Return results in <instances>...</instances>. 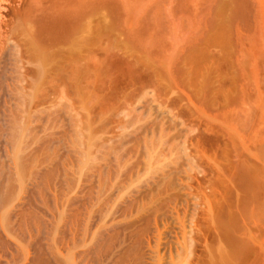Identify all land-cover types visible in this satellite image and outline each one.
I'll use <instances>...</instances> for the list:
<instances>
[{
    "label": "bare ground",
    "instance_id": "6f19581e",
    "mask_svg": "<svg viewBox=\"0 0 264 264\" xmlns=\"http://www.w3.org/2000/svg\"><path fill=\"white\" fill-rule=\"evenodd\" d=\"M222 1L214 13L224 24L233 3ZM110 4L108 0H0V264H264V163L251 162L243 153L231 154V159L237 139L231 140V151L221 146L226 149L224 164L211 159L198 163L201 136L192 139L188 135L187 139L180 134L194 124L182 121L184 113L178 109L171 114L172 108L166 105L150 111L152 91L147 88L140 89L141 96L134 90L124 93L123 101L122 96L121 101L118 98L123 109L118 102L116 108L104 106L107 99L95 96L99 81L105 82L100 79L103 65L100 73L92 64L93 38L126 29L129 39L128 24L136 26L140 19L132 11L134 18L126 16L130 19L127 26L123 17L126 28L117 29L123 25L122 18L118 19L123 7L119 10L114 4L116 13ZM156 17L155 23L151 20L157 28L153 34L161 30ZM118 20L122 24L116 25ZM221 27L211 31L214 37L208 34L211 41L218 37L213 46L220 44L222 50L220 42L226 45L229 33L224 31L227 26ZM192 54L186 61L194 67ZM193 67L189 72L179 67L184 72L180 77L188 80ZM92 68L100 74L93 76ZM167 87L157 88L166 91ZM91 90H95V105V101L90 105ZM144 109L154 112L149 114L153 118L146 116L149 121L141 119L144 123L138 126L142 114L147 115Z\"/></svg>",
    "mask_w": 264,
    "mask_h": 264
},
{
    "label": "rangeland",
    "instance_id": "374dc122",
    "mask_svg": "<svg viewBox=\"0 0 264 264\" xmlns=\"http://www.w3.org/2000/svg\"><path fill=\"white\" fill-rule=\"evenodd\" d=\"M108 1L111 2L110 5L112 8H115L118 5L117 3L120 2L119 5L116 7L119 10L121 7H123V8L126 7L125 8L126 11H127V9H129V7H130V9L134 8V9L130 10V12H128L129 11L128 10L127 14H126V12L125 13L123 12V10H125V9L121 8V10L119 12L115 8L117 10L116 13L119 12L121 15V17L119 16L118 19L122 18V19H120V21L122 20V22H123V25H120L122 27H120L119 25L116 26L117 29H118V27H119V29L123 28V26L125 27V25L128 24V22L131 19L128 15L131 16L130 13L132 11H134V14L136 13L134 15L135 18L138 17V19L139 18L141 19V20L139 19V21H138V23L140 22L139 23L140 26L138 23L136 24V26H134L135 25L134 22H130L128 24V26H130V27H128L126 25L127 29L128 28L131 29L129 32L131 34V36H129V39H128V31L129 30L125 29L127 31V33L125 34L126 31L124 30V28H123L124 32H122L121 29L120 30L115 29L118 32L114 31L111 34H106V35L104 34L103 35L104 37L102 35L100 37L98 36L99 40L97 39V36H96V39H95V37L93 38L92 47H94V48H92L93 49L92 55H93L94 59L92 60V62H93L92 64H93V67H95L94 68L95 70L100 69L99 72L102 70L101 67L103 65V67H102L103 70L101 71L102 75H100L101 77L100 76L99 77H100V79L103 77L102 79L105 83L103 84L100 80L99 81L100 83L97 87L98 91L96 89H95L96 92H95V90L90 91V93H92V92L97 93L96 95H95V93L89 94V95H91V97L93 95V98L90 97V100L92 101V102H90V105L94 101L95 102L92 105H95V103H97L96 100H94V95H95L96 97L98 96L97 98H100V96H103L102 98L105 97L104 99L109 100V101L106 100V102L104 100L101 101L102 103L105 102L104 106L108 105L107 107H109V108H113L112 106H114V108H116L115 107V105H117L116 102H118V104H119V101H121V99L123 101L124 93H125V95L126 94H132L131 91L133 93L136 91L135 93H138V95H140L139 93H141L144 89L146 91L148 89L149 91H152L150 93V95H148V97L150 96L149 98H152L150 100L153 102V103L151 101H150L151 103L149 102L152 105H150L148 107V109L149 108L153 109L156 112V110H157L156 107L158 108V105L161 107V108L159 107L160 110L162 108H164V106L166 105L165 106L166 108H172L170 113L171 112L178 113V110H180V111H182L180 113H184V114H180L181 118L183 117L182 121L185 120L184 122H187V124L190 123V125H192V123L194 124L193 128H190L191 126L188 125V127L191 129L190 131H189V129L188 130L185 129L187 131V133H185L186 131L184 130L185 132L183 133V131H181L182 133H180V134L187 135V139H188V135L192 136V139L200 138V136H201L202 146L200 147V150H199L200 152L197 153V157H199L196 159L197 162L198 161L201 162L200 161L201 159L203 162L204 161L207 162V160L209 161L211 159L210 161H216L218 164H219V162L221 164H224L222 162V161H224L222 159V157H224V155H225L224 151L226 149H227V151L228 150L231 151V149L235 146L232 149V152L229 154V156L231 154L234 155V153H235V155L243 153L244 156L246 155V157L243 156L244 158H247V159L250 158L251 160L250 159L249 160L251 162H254V163L257 162V163H259V165H262V163H264V161H263L264 159L262 160L260 158L261 157L264 158V154H263L264 152H261V148L263 149L262 151H264V147H262V146H264V0H237V1L227 0L228 2H231V4L232 3L234 4V7L232 4V8H234V9L231 8V11L229 10L230 13L226 12V16H224V20L226 19L229 21L228 22L225 20L224 24L227 23V25L226 24L224 25L222 23L223 18L219 17L220 18L219 19L216 17V13L218 12V11H216L218 9L217 7H219L221 2H223L222 0H184V1L183 0H153V1L152 0H120V1L119 0L118 1L108 0ZM224 1H226V0H224ZM112 2L113 3L116 2V3H114L116 6ZM161 2H163V3L161 4ZM238 4H239L240 8L238 7ZM112 5H114V6H112ZM139 5H140V7H139ZM154 5H156L157 7ZM141 6L143 7V9ZM159 6H161V8ZM135 7H137V8L135 9ZM158 8H160L161 10ZM235 8H237V9H235ZM155 9H156V11H155ZM135 10H137V11H135ZM157 10H158V12H157ZM232 10L234 12H232ZM235 10H237L238 12ZM154 11L157 12L156 15H155V13H152ZM159 11H160V13H162V15L159 13ZM148 12H149V14H148ZM214 12H216V13H214ZM122 14H124V15H122ZM132 14H133V12H132ZM159 14H160V16H159ZM146 15H147V17H145ZM124 16H125V19H127L128 17L130 18L129 20L127 19L128 21L126 20L127 22L125 23V25H124L125 19L123 18ZM126 16H128V17H126ZM217 16H219V14ZM134 17H132V18H134ZM155 17L158 19L159 18L162 19V22L160 19L156 20V21H158L157 27L159 29L161 28L160 31L156 30L157 31L156 33L161 37H163L166 34V36H167L166 39H165L166 36L163 37V39H162L161 37L159 38V36L156 33L153 34L154 31L152 29H157L154 27V25H156V24L153 25V23H155ZM149 18H150V20H148ZM215 19H217V20L215 21ZM218 19L220 20V22H218V24H217ZM133 20L135 22H137L136 19H133ZM151 20H153L154 22ZM148 21H150V23ZM118 22H119V20L116 21V25ZM151 22H153V23H151ZM160 22H161V25H164V26L159 25ZM131 23H134V24L130 25ZM220 23H222L224 26L221 25ZM118 24H122V23L119 22ZM213 24H215L217 26H215ZM145 25H147L148 27ZM151 26L153 28H151ZM135 27H136V29H135ZM139 27H141L142 30ZM145 27H147L148 30ZM215 27L223 28L221 30H224V28L226 27L227 30H229V31L224 30L225 34L229 33V35L227 34V37L229 36V38L225 37L226 40L224 39V41L226 42V45H224L225 43L223 41L220 42V43H222L221 45L226 47V48H223V46H222V50H225V51H222L220 49L221 48L220 44H216L215 46H213V44L216 43V41L218 39V37L213 38L214 37V35L212 34L213 32L211 33V31ZM163 29H165V30H163ZM218 29H220V28H218ZM166 30H167V32H166ZM132 31H134L135 33H133ZM136 31H138V32H136ZM161 31H163L164 33ZM169 31L170 32L172 31V32L170 33ZM149 32H152L151 34L154 36L152 37L151 34H149ZM208 33L212 34V36H213L212 38L214 41H211L212 39L209 38V36L211 34L209 35ZM173 34H175V35L173 36ZM155 35L159 39H157L155 37ZM112 36H113V38H112ZM137 36H138V38H137ZM149 36H151V38ZM178 36H180V38ZM216 36H221V35L219 33V35L217 34ZM107 37H110V38H107ZM154 37L156 39H154ZM152 38H153V40H152ZM206 38L210 42L208 40H205ZM105 39H108V40H105ZM112 39H114V40L112 41ZM215 39H216V41H215ZM227 39H230L229 42L231 44L228 43ZM149 40H151L153 42V45H152V43H149ZM155 40L157 42H155ZM160 40H162V41L164 40L163 41L164 43H160ZM166 40H167V42H165ZM147 42H148V44H147ZM101 43H102V45H101ZM106 43H108V44H106ZM132 43L134 44L133 45L134 48L132 47ZM159 43H160V45H159ZM141 44H144V45H141ZM149 44H151V45H149ZM105 45H106V47H105ZM108 45H110V47L112 49ZM112 45H113V47H112ZM135 45H137V47ZM162 45H164V46H162ZM130 47H131V49H129ZM201 47H203V48H201ZM101 48L103 51L101 50ZM106 48H107V50H106ZM162 48L165 49V52H164V49L162 50ZM216 48L217 49L219 48V49L217 50ZM110 49H111V51H110ZM131 50H132V52L129 53ZM97 52H98V54H97ZM107 52L108 53L110 52V53L108 54ZM112 52H114L115 54H112ZM168 52H170V53L168 54ZM191 52L195 53V54H192L193 56H195L194 57L195 62H193L194 67H193V65L191 66V64H188L189 62L187 63V61H186L191 56L190 55ZM104 53H106V54H104ZM125 53H126V55H128V53H129L128 57L125 55ZM203 53H205V54L203 55ZM106 55H109V56H106ZM113 55H114V57H113ZM186 56H187V58H186ZM226 56H228V57H226ZM110 57H112V58H110ZM163 57H165V58L168 57V58L166 60ZM101 59H103V60H101ZM121 59H123V60L121 61ZM142 59H144V60H142ZM199 59H200V61H199ZM117 60H119L123 64L124 67ZM196 60H198V61H196ZM105 61H107V64L104 65ZM152 61L156 65H153ZM115 62H117V63L115 64ZM181 62L182 63L185 62V63L182 64ZM117 64L120 67L117 66ZM181 64L184 65L183 68H182ZM148 65H150V67H152V68H153V66H155L156 68L155 67L153 69L150 67L148 68ZM173 65H174V67H173ZM198 65H199V67H198ZM108 66H109V68H108ZM116 66H117V68H116ZM121 66H122V68H121ZM162 66H165V68H163ZM130 67H131V69H130ZM179 67L182 70L186 69L185 72L186 71L189 72L190 68H192V67H193V69L196 68L193 70V73L191 75L193 76L195 74L196 75L200 74L203 77H201V79H200L199 75H198L199 78H197V76H195V77L193 76L194 77L193 78L192 76L189 75L190 76L189 78L192 77L194 80L192 78H191L192 80H189V78H188V80H189V83H188V80H185L184 76L180 77L181 75H183L184 72H182L181 69L178 70ZM107 68L109 69V70H107L108 72H106ZM119 68H121V69H119ZM172 68H173V71H172ZM206 68H207V70H206ZM114 69L116 72L113 71ZM126 69H127V71H126ZM201 69H202V71H201ZM95 70L93 71L94 72L93 76L95 73L98 72V71L95 72ZM109 71H111L110 74H109ZM163 71H165V74ZM171 71H172V73H171ZM178 71L181 72L180 75H179V73L177 75L175 74ZM99 72L97 73V75H99L101 73V72L100 73ZM114 72L117 74H115ZM126 72H128V73H126ZM194 72H195V74H194ZM200 72H202V74ZM111 73L113 74L112 75L113 80L111 79ZM123 73H125V74H123ZM104 74H106L109 77V79L106 78V75H104ZM126 74H130V75L126 76ZM153 74H155V75L153 76ZM157 74L159 75L158 76L159 78L157 77ZM206 75H207V77H205ZM128 76H129V78H128ZM140 76H142V78ZM147 76H148V79H146ZM155 76H156V78H155ZM137 78H140L141 80L137 79ZM162 78L163 79L165 78V80L162 81L163 80ZM171 78H172V80H171ZM118 79H120V80H118ZM160 79H162V80H160ZM195 79L197 80L196 82H195ZM109 81H111V82H109ZM113 81H116L118 84L116 82H113ZM159 81H162V82L160 83ZM186 82H187V84H186ZM107 83L108 84L111 83L110 84L111 86L108 85ZM141 83L143 84L144 87H141L142 86ZM153 83H155L154 86L151 85ZM159 83H160V85H159ZM167 83H168V85H167ZM170 83H171V85H170ZM195 83H197V85H201L200 88L203 86L202 88L204 89V87H205V89L200 90L199 87L196 86ZM201 83H203V84H201ZM211 83H213V84H211ZM100 84H102L103 87L102 86L100 87ZM112 84H116V85H114V87H113ZM149 84L151 87L149 86ZM161 84H164V86H161ZM189 84H191L192 87ZM106 85H108L109 88L106 87ZM155 85L157 87L159 86L161 88L165 87V86H166V88H169L167 86H170V89H169L170 91L169 90L165 91L166 88L164 90L160 88L161 89L160 90ZM187 85H188V87H187ZM193 86L196 88L198 87L197 89L199 92L196 91L197 93H195L194 90H197V89H194ZM104 88H105V90H104ZM117 88H118V90H117ZM137 88H138V90H137ZM214 89H215V93L213 92ZM111 90H113V91H111ZM202 90L204 93L205 92L206 93L204 94L202 92ZM139 91H141V92H139ZM172 91H173V93H172ZM200 91L203 93V95L201 94ZM117 92L120 93L121 95L117 94ZM163 92L164 93L166 92L167 94L166 93L164 94ZM192 92L194 93V96H193ZM198 93H200V94H198ZM207 93H209L210 95H208ZM213 93L215 96L213 95ZM106 94L108 96L111 95L110 96L111 99H110V97H109V99L106 98V96H107ZM162 94H164L165 96ZM120 97H121V99H120ZM118 98H119V101H118ZM114 99H115V101H114ZM224 99H226V100H224ZM169 100H171V102H169ZM111 102H115V103L113 104ZM164 103H166V104H164ZM121 104H122V102L119 105L122 106ZM174 104H176V105H174ZM179 106H181V107H179ZM184 106H185V108H182ZM100 107H103V105ZM119 107H118V109H120L119 111L121 112L124 106H122V109H121V107L120 108ZM97 108H96V110H97ZM181 108H182V110H181ZM125 109H126V107H125ZM184 109H185V111H184ZM186 109H188V110H186ZM189 109L191 110V112ZM123 111L121 112L122 116H123ZM145 111L147 112L148 110H145ZM125 113H126V111H125ZM151 113H154V112H151ZM151 113H149V114H151ZM149 114H148V112H147V115H146V113L142 114V115H145L144 117L147 120H145V118L142 115H141L142 117H140L139 120L144 119L145 122L149 121L148 120L149 118L150 119L153 118V116H151ZM148 115L151 117L147 118L146 116H148ZM189 116L190 117L192 116V117L190 118ZM193 118H194V120H193ZM144 121L143 120H141V122L138 121L139 123H137V125L140 126L141 124L144 123ZM195 124L197 126H195ZM227 129H229V130H227ZM224 132H226V133H224ZM228 133H230V134H228ZM233 133L237 136H234ZM179 136H183V135H179ZM175 138L177 139L179 137L177 136ZM185 138L186 137H184V139ZM228 138H231V139H228ZM184 139L182 138L180 140L185 141ZM190 139H191V137H190ZM227 139H228V141L229 140L231 141L233 139L234 140L237 139V140H236V142L233 140V143L235 142L234 143L235 145H234V144H232V141H231V143H230V141L228 143ZM171 140H173V139H171ZM176 141L179 142V139H177ZM214 141H215V143L216 142L217 143L215 144ZM223 141H225V142H223ZM237 141H239V142H237ZM173 142H175V141L173 140ZM226 143H228L230 145H228ZM240 143H241V145H240ZM175 144H177V143H175ZM180 144H181V142H180ZM180 144H179V146H180ZM231 144L234 146H232ZM182 145H183V142H182ZM223 145H224V148H226V146H227V148L225 150L223 147H221ZM179 146L177 144V147H179ZM218 147H219V149H218ZM220 147H221V149L223 148L222 149L223 152L221 151ZM218 150L221 152H219ZM233 150H236V151H233ZM199 154H201V155H199ZM235 155H234V157H235ZM231 159H232V157H231ZM253 159L254 160L256 159V160L254 161Z\"/></svg>",
    "mask_w": 264,
    "mask_h": 264
}]
</instances>
